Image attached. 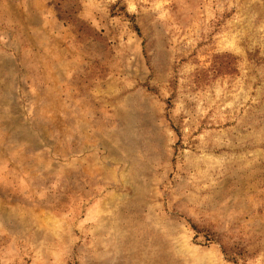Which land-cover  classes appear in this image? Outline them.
<instances>
[{
	"label": "rangeland",
	"instance_id": "374dc122",
	"mask_svg": "<svg viewBox=\"0 0 264 264\" xmlns=\"http://www.w3.org/2000/svg\"><path fill=\"white\" fill-rule=\"evenodd\" d=\"M58 2L0 0V264H264V0Z\"/></svg>",
	"mask_w": 264,
	"mask_h": 264
},
{
	"label": "trees",
	"instance_id": "16d2710c",
	"mask_svg": "<svg viewBox=\"0 0 264 264\" xmlns=\"http://www.w3.org/2000/svg\"><path fill=\"white\" fill-rule=\"evenodd\" d=\"M62 0H59V2L57 3L58 7H61ZM75 0H71V4L69 5L70 7V11L72 10V12H75ZM65 11H68L67 9H65ZM68 18L70 19L71 23H75L77 25V28H75V31H84V29H87V25L83 22H80L78 19L73 18L72 16L68 15ZM87 33V31L85 32Z\"/></svg>",
	"mask_w": 264,
	"mask_h": 264
}]
</instances>
